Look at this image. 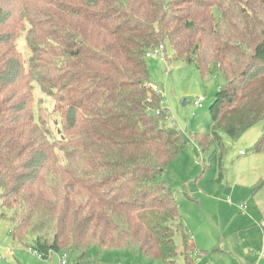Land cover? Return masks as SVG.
<instances>
[{
	"label": "trees",
	"instance_id": "1",
	"mask_svg": "<svg viewBox=\"0 0 264 264\" xmlns=\"http://www.w3.org/2000/svg\"><path fill=\"white\" fill-rule=\"evenodd\" d=\"M160 45L166 60L225 79L201 152L259 123L263 150L264 0H0V201L15 244L74 264L93 247L199 264L157 181L186 146L152 88L146 54ZM36 85L53 127L34 108Z\"/></svg>",
	"mask_w": 264,
	"mask_h": 264
},
{
	"label": "rangeland",
	"instance_id": "2",
	"mask_svg": "<svg viewBox=\"0 0 264 264\" xmlns=\"http://www.w3.org/2000/svg\"><path fill=\"white\" fill-rule=\"evenodd\" d=\"M18 46L24 58H28L24 36ZM147 64L151 83L158 87L162 97L165 125L181 132L186 140L179 157L157 181L169 183L179 202L185 229L199 248L195 254L198 263L264 264V149L256 150L263 124H257L236 141L221 134V146L212 144L210 149L201 152L196 136L213 131L210 106L216 92L225 84L224 77L218 71L203 77L196 67L175 60L171 51L166 62L152 57L147 59ZM200 97L205 101L203 108L198 109L194 102ZM34 108L36 111L39 108L42 120L53 127L55 116L50 114L53 102L38 85L34 90ZM5 212L0 201V264H39L32 258L50 261L38 258L28 247L13 242V226L2 219ZM33 239L31 236L29 245L33 244ZM52 260L59 264L57 256ZM68 264L74 263L69 261ZM83 264L163 262L148 259L133 249L93 247L90 259ZM178 264H184L182 257Z\"/></svg>",
	"mask_w": 264,
	"mask_h": 264
},
{
	"label": "built area",
	"instance_id": "3",
	"mask_svg": "<svg viewBox=\"0 0 264 264\" xmlns=\"http://www.w3.org/2000/svg\"><path fill=\"white\" fill-rule=\"evenodd\" d=\"M152 57H158L161 62H166L165 46L164 45H160L159 47L148 51V53L146 54V58L150 59ZM152 88L155 91L159 92V89H158L157 86L152 85ZM204 101H205L204 97H200L197 101L194 102V106L196 108H198V109H201V108H203ZM55 255L58 256L60 264H67L68 263L69 256L66 253H61V254L50 253L49 257L47 259H44L43 256H41V255L37 256V254H35V256L39 257L42 260H50Z\"/></svg>",
	"mask_w": 264,
	"mask_h": 264
},
{
	"label": "crops",
	"instance_id": "4",
	"mask_svg": "<svg viewBox=\"0 0 264 264\" xmlns=\"http://www.w3.org/2000/svg\"><path fill=\"white\" fill-rule=\"evenodd\" d=\"M201 196V195H200ZM203 197H204V195H203ZM206 197V196H205ZM201 204H202V202H201ZM55 256H57V255H55ZM58 257V256H57ZM39 258V257H38ZM53 258V257H52ZM32 260H34V261H36L37 263H39V264H58V262L57 261H53L52 259V263H50L51 262V260L50 261H41V260H37V259H35V258H32ZM70 261V260H69ZM69 261H68V263H69ZM67 263V264H68ZM60 264V263H59Z\"/></svg>",
	"mask_w": 264,
	"mask_h": 264
},
{
	"label": "water",
	"instance_id": "5",
	"mask_svg": "<svg viewBox=\"0 0 264 264\" xmlns=\"http://www.w3.org/2000/svg\"><path fill=\"white\" fill-rule=\"evenodd\" d=\"M188 103L185 101L184 105L186 106Z\"/></svg>",
	"mask_w": 264,
	"mask_h": 264
}]
</instances>
